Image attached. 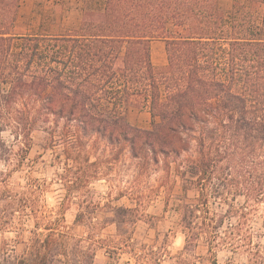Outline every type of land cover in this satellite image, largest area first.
<instances>
[{
	"label": "trees",
	"instance_id": "16d2710c",
	"mask_svg": "<svg viewBox=\"0 0 264 264\" xmlns=\"http://www.w3.org/2000/svg\"><path fill=\"white\" fill-rule=\"evenodd\" d=\"M263 4L234 0L224 10L219 0H105L67 33L18 34L21 0H0V129L12 127L17 140L22 133L20 149L26 151L35 130L47 133L48 145L62 146L68 163L73 160L90 178L99 173L88 151L94 135L114 145L130 142L133 150L146 144L156 154L178 158L187 147L178 133L192 131L187 118L200 122L199 159L184 170L183 161L177 166L183 200L177 210L185 249L203 242L215 264L212 248L246 243L247 213L233 208L210 218L209 201L227 202L225 193L253 202L264 197ZM155 40L165 42L164 65L153 62ZM17 97L24 103L13 114L10 102ZM139 99L151 114L147 129L126 117V107ZM209 115L216 127H208ZM15 143L0 138V160L11 163L16 157L12 171L22 159L13 151ZM141 158L157 162V155ZM11 175L0 170V227L9 213L28 207L3 186ZM197 209H203L200 215ZM118 210L129 221L137 218L133 208ZM44 222L38 219L37 229ZM53 225L47 222L46 238L34 236L31 252L19 264H54L70 244L75 264H92L93 247ZM134 257L149 264L144 254ZM175 263L188 264L183 256Z\"/></svg>",
	"mask_w": 264,
	"mask_h": 264
},
{
	"label": "rangeland",
	"instance_id": "374dc122",
	"mask_svg": "<svg viewBox=\"0 0 264 264\" xmlns=\"http://www.w3.org/2000/svg\"><path fill=\"white\" fill-rule=\"evenodd\" d=\"M105 0H21L15 32L18 34H64L79 26L83 13L103 7ZM221 8L228 10L234 0H219ZM264 16V4L260 7ZM152 59L156 65L167 63L165 42H152ZM166 62L161 64L162 62ZM129 123L142 129L151 127V114L141 99L128 105L125 110ZM30 148L19 149L21 159L14 172H19L18 185L12 189L28 202L25 213L53 223L58 232L80 237L85 246L93 247L94 253L107 251L109 264H119L122 255L133 258L144 254L149 264H161L167 256L172 264L183 253H168L171 236L178 230L182 203V189L176 175L179 163L175 154L154 153L142 144L133 150L130 142L111 144L105 137L94 135L88 145L91 161H95L98 175L87 178L84 168L78 170L73 160H67L62 146L48 145V135L41 130L32 133ZM14 141H12L13 143ZM135 154L138 157H135ZM144 155L157 162L145 161ZM72 169V170H71ZM94 169V168H92ZM75 171V173L71 172ZM49 189L56 192L52 201L44 199ZM195 192L190 190L188 198ZM76 215L71 223L66 219L69 209ZM118 208H133L135 218ZM9 213L8 217L11 218ZM86 233V235H85ZM196 264H211L203 242L193 250ZM146 253V257H145ZM206 254L208 256H206ZM187 263L190 264L187 259ZM93 264V262H92Z\"/></svg>",
	"mask_w": 264,
	"mask_h": 264
},
{
	"label": "clouds",
	"instance_id": "9594fccd",
	"mask_svg": "<svg viewBox=\"0 0 264 264\" xmlns=\"http://www.w3.org/2000/svg\"><path fill=\"white\" fill-rule=\"evenodd\" d=\"M10 91V88L4 89V94ZM168 99L165 98L161 102L164 103ZM209 102H214L211 99ZM24 98L17 97L10 104L13 108V114L17 109L22 108ZM188 122L192 126V131H180L178 136L181 142L187 147L183 150L180 156L174 161V163H180L181 169L184 170L188 167L189 161L192 163L197 162L200 157V138L203 135L200 122L187 118ZM208 127H216L217 121L213 120L211 116H207ZM15 123V120H13ZM0 138L9 144L12 141H16L13 151H18L24 146L23 134L21 133L17 140L16 134L12 127L0 129ZM16 157L13 155L12 162L6 163L4 160H0V170L5 173L12 172V175L8 177L6 187L13 188L18 185L20 173L14 172L12 169L15 166ZM56 196V192L53 189H49L45 193L44 199L52 201ZM227 202L224 201V197L216 200V204H213L211 200L208 203V212L210 218L219 213H228L230 209H240L242 212H246L247 216L244 218L246 224L242 235L246 234V243L241 245H222L212 248L211 254L215 253V264H264V197H260L254 202L247 197L242 199L241 196H237L235 193H225ZM221 205V207H217ZM227 205V209L225 208ZM203 209H197V215H200ZM76 215V209L71 208L66 214V219L71 223ZM39 216L33 217L31 213H21L20 210H16L11 218L4 222L0 227V264H19L21 259H24L31 252V245L35 235H41V238H46L48 229L46 227L47 222L40 224L37 229V221ZM223 231V230H222ZM86 235V233H85ZM80 239V237H76ZM187 236L183 230L175 232L170 239V243L167 246L168 253L173 255L177 253H183L184 257L189 260L190 264H196L195 256L189 255L181 247L182 244L186 245ZM73 244L67 246L64 250L58 252L54 257V264H75L76 257L72 251ZM84 249L81 247V251ZM206 256H208L206 254ZM111 260L107 256V251L102 253L98 252L93 256V264H109ZM119 264H133V258L128 255H122ZM161 264H172L168 260V257H162Z\"/></svg>",
	"mask_w": 264,
	"mask_h": 264
},
{
	"label": "crops",
	"instance_id": "0c3cea01",
	"mask_svg": "<svg viewBox=\"0 0 264 264\" xmlns=\"http://www.w3.org/2000/svg\"><path fill=\"white\" fill-rule=\"evenodd\" d=\"M164 63H166V62L163 61L161 64H164Z\"/></svg>",
	"mask_w": 264,
	"mask_h": 264
}]
</instances>
